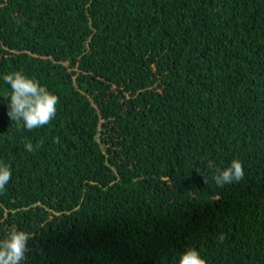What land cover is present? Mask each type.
Masks as SVG:
<instances>
[{
    "label": "trees",
    "instance_id": "16d2710c",
    "mask_svg": "<svg viewBox=\"0 0 264 264\" xmlns=\"http://www.w3.org/2000/svg\"><path fill=\"white\" fill-rule=\"evenodd\" d=\"M17 70L59 97L49 124L10 119ZM0 162L24 264H264V0H0Z\"/></svg>",
    "mask_w": 264,
    "mask_h": 264
},
{
    "label": "clouds",
    "instance_id": "9594fccd",
    "mask_svg": "<svg viewBox=\"0 0 264 264\" xmlns=\"http://www.w3.org/2000/svg\"><path fill=\"white\" fill-rule=\"evenodd\" d=\"M3 81L11 89L5 97L9 101L8 115L12 121L17 122L18 127H21L22 122V127L31 131L49 124L55 118L59 97L42 85L36 77H30L17 70L3 75ZM40 146L38 143L35 147ZM25 149L33 152L34 146L29 141L25 144ZM207 167L214 171L212 179L220 188L239 183L244 177V167L238 158H234L224 168L216 167L210 160ZM11 177V166L0 162V193L6 190ZM204 181L207 183V178L204 177ZM32 237L30 232L11 228L4 238H0V264H24L29 251L28 241ZM224 239L225 235L221 234L219 242L222 243ZM178 264H208V261L194 246H189L180 254Z\"/></svg>",
    "mask_w": 264,
    "mask_h": 264
}]
</instances>
